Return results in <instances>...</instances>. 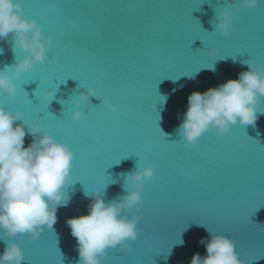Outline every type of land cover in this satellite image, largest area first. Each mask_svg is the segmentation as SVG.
<instances>
[{"label": "water", "instance_id": "1", "mask_svg": "<svg viewBox=\"0 0 264 264\" xmlns=\"http://www.w3.org/2000/svg\"><path fill=\"white\" fill-rule=\"evenodd\" d=\"M20 2L23 15L35 17L51 41L44 64L17 78V95L0 94V105L21 113L23 121L15 124L26 131L38 125L75 153L71 199L58 207L52 229L44 226L35 241L14 238L23 264H60V253L63 264H78L77 241L66 221L88 214L92 198L86 192L103 191L106 202L125 195L122 174L136 165L154 170L139 208L125 211L129 218L142 216L138 238L129 253L110 251L105 264H190L194 254L207 255L200 243L211 238L207 228L229 236L245 264H264V114L226 134L209 130L195 146H186L177 133L193 91L238 79L248 70L244 61L264 71V9L244 8L239 0ZM230 3L239 8L232 12L235 31L226 39L210 21ZM13 43L11 35L0 40V68L26 55ZM210 48L217 54L210 55ZM212 64L214 70L204 68ZM89 86L101 102L91 98L77 123L71 111ZM57 87L47 107L42 93ZM160 95L166 97L162 104ZM258 110L264 112V97ZM31 141L26 134L24 146ZM178 238L183 245L174 244ZM7 243L0 239V254Z\"/></svg>", "mask_w": 264, "mask_h": 264}, {"label": "clouds", "instance_id": "2", "mask_svg": "<svg viewBox=\"0 0 264 264\" xmlns=\"http://www.w3.org/2000/svg\"><path fill=\"white\" fill-rule=\"evenodd\" d=\"M259 2L239 0V4L247 9L256 8ZM210 23L221 36H229L234 27L232 9L225 7L218 13L215 11ZM10 35L14 41L13 49L18 47L26 53L23 58H16L15 63L0 68V94L13 98L18 91L15 80L32 71L36 64L42 65L46 61L51 37L44 35L34 18L23 15L20 0H0V40ZM208 52L215 55L218 49L210 48ZM244 63L248 64V70L240 72L238 79H229L204 92L193 91L188 96L187 109L177 129L186 146H195L209 130L226 134L236 124L254 125L258 113L264 114L258 110L260 99L264 97V71L247 61ZM210 69L214 70V64ZM57 91L58 87L42 93L48 106ZM77 96L71 119L80 123L83 118L80 108L90 104L93 97L100 102L101 99L91 86ZM163 98L162 103L166 100ZM102 103L108 110L117 111V106L108 100ZM16 121H23L21 113L0 105V239L8 241L0 254V264H23L24 253L14 238L26 235L35 241L44 226L52 229L58 207L70 202L67 187L74 183L75 153L70 146L48 132H42L38 125L28 126L26 131L23 124H15ZM26 134L32 137L27 147L24 146ZM136 169L122 174L125 195L106 202L103 191L86 192L92 198L88 214L66 221L77 241L78 264H105L109 249L121 247L128 252L130 246L125 245L138 238L137 225L142 216L129 218L125 211L139 208L143 201V184L153 178L154 170L151 166L137 168V165ZM206 230L211 238L207 241L201 238L200 243L205 245L207 255L194 254L190 264H245L239 259L235 242L229 236ZM183 243L178 238L174 244ZM137 264H140L139 260Z\"/></svg>", "mask_w": 264, "mask_h": 264}, {"label": "snow or ice", "instance_id": "3", "mask_svg": "<svg viewBox=\"0 0 264 264\" xmlns=\"http://www.w3.org/2000/svg\"><path fill=\"white\" fill-rule=\"evenodd\" d=\"M227 7H230L231 9H232V12H234V11H236V10H238V8H239V5H237V4H235V3H230ZM256 8H259V9H264V0H261V2L258 4V6L256 7ZM34 19H35V17H33ZM36 20V19H35ZM235 31V28L233 27V30H232V32H234ZM226 39H230L231 38V33H230V35L229 36H227V37H225ZM248 53V52H247ZM239 54V53H238ZM249 54V53H248ZM221 59H226V58H221ZM213 65V64H212ZM212 65H210V66H208V67H204V68H210ZM69 78H71V77H69ZM68 78V79H69ZM72 79V78H71ZM66 82V81H65ZM158 92V91H157ZM159 94V93H158ZM160 97L162 98L161 99V102L160 103H162V101H163V96H161L160 95ZM45 102H46V104H47V101L45 100ZM47 107H48V104H47ZM50 114L51 115H53V116H55L54 114H52L51 112H50ZM158 114V113H157ZM158 117H159V114H158ZM159 120V119H158ZM159 126V125H158ZM161 130V129H160ZM170 142V141H169ZM262 147H264V145H261ZM121 161V160H120ZM119 161V162H120ZM118 162V163H119ZM118 163H116V164H118ZM114 165V164H113ZM111 167V166H110ZM109 167V168H110ZM108 169V168H107ZM107 169H106V172H107ZM107 186V185H106ZM105 186V187H106ZM41 236V235H40ZM137 240V239H136ZM135 240V241H136ZM30 241H33V240H30ZM135 241H131L130 242V250L128 251V253L129 252H131V250H132V247H131V244L132 243H135ZM57 247V246H56ZM110 251L111 252H116V249H109L108 250V254L110 253ZM60 257H61V261H60V264H63V257H62V255H61V253H60ZM28 264H32V262L31 261H29L28 262Z\"/></svg>", "mask_w": 264, "mask_h": 264}]
</instances>
